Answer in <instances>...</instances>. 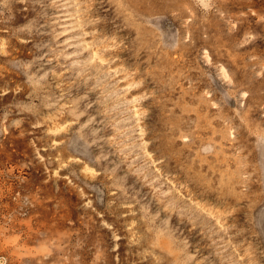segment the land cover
Wrapping results in <instances>:
<instances>
[{
  "label": "rangeland",
  "instance_id": "obj_1",
  "mask_svg": "<svg viewBox=\"0 0 264 264\" xmlns=\"http://www.w3.org/2000/svg\"><path fill=\"white\" fill-rule=\"evenodd\" d=\"M0 264H264V0H0Z\"/></svg>",
  "mask_w": 264,
  "mask_h": 264
}]
</instances>
